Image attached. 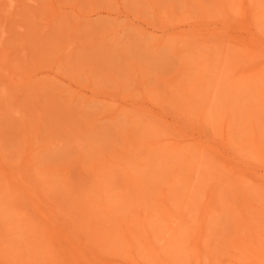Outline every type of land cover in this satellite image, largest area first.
I'll use <instances>...</instances> for the list:
<instances>
[{
  "label": "rangeland",
  "instance_id": "obj_1",
  "mask_svg": "<svg viewBox=\"0 0 264 264\" xmlns=\"http://www.w3.org/2000/svg\"><path fill=\"white\" fill-rule=\"evenodd\" d=\"M14 3L0 264H264V0Z\"/></svg>",
  "mask_w": 264,
  "mask_h": 264
},
{
  "label": "bare ground",
  "instance_id": "obj_2",
  "mask_svg": "<svg viewBox=\"0 0 264 264\" xmlns=\"http://www.w3.org/2000/svg\"><path fill=\"white\" fill-rule=\"evenodd\" d=\"M9 9H14L15 8V3H14V0H10V5H9V7H8ZM11 12L12 11H9L8 13H9V15H8V13H7V15L8 16H10L11 15ZM243 26V25H242ZM1 30H3V29H1ZM0 30V31H1ZM5 34V32L4 31H1L0 32V36H1V38L3 37V35ZM247 39V38H246ZM246 39H243V40H246ZM3 58L0 60V78H5V79H9L11 76H14L15 77V75L12 73V72H10L9 71V69H8V67L6 66L7 64V57L4 55V56H2ZM218 74V73H217ZM261 74H262V72H261ZM218 76V75H217ZM220 77V81H222L221 79L224 77V79H225V81L224 82H228V83H230V85L232 84V82L233 81H235L236 79H235V76L234 75H225L224 73H221L220 75H219ZM17 77V76H16ZM19 77V76H18ZM20 78V77H19ZM227 80V81H226ZM227 83V84H228ZM219 85V84H218ZM225 85H226V83H225ZM226 87V86H225ZM228 87V86H227ZM214 89V88H213ZM214 93V92H213ZM213 99H214V97H213ZM213 102H214V100H213ZM212 105V104H211ZM223 109V108H222ZM225 110V109H224ZM223 110V111H224ZM221 111V110H220ZM222 111V112H223ZM221 115V114H220ZM222 116V115H221ZM225 122V121H224ZM224 124V123H223ZM223 124H221V126L223 125ZM200 144H202V142L200 143ZM204 144V143H203ZM262 144V143H261ZM249 145V144H248ZM245 146V145H244ZM255 146V145H254ZM222 147V146H221ZM243 148V147H242ZM154 159V158H153ZM125 162V161H124ZM157 162V161H156ZM202 165H204V162H203V164ZM207 165V164H206ZM157 166V165H156ZM161 166V165H160ZM158 167V166H157ZM208 167V166H207ZM103 171V170H102ZM194 171V170H193ZM123 172V171H122ZM104 176V175H103ZM102 177V176H101ZM105 182V181H104ZM100 183V182H99ZM136 183V182H135ZM99 189L101 188V186H99L98 187ZM108 188H110V187H108ZM181 189V188H180ZM183 189V188H182ZM181 189V190H182ZM100 191H101V189H100ZM104 191H105V189H104ZM193 191V190H192ZM181 192V191H180ZM111 193V192H110ZM129 194V193H128ZM140 197H141V195H139ZM138 196V197H139ZM209 200H207V202H205V204H204V207H203V211H202V218H204V219H206V216H207V214H209L208 213V210H210V209H214V207H216L217 206V200H216V198H215V195H214V193L213 194H210L209 195ZM146 198V197H145ZM170 198V197H169ZM168 198V199H169ZM127 199H128V197H127ZM126 199V202L127 201H129V200H127ZM143 201V200H142ZM181 201V200H180ZM135 202V201H134ZM182 202V201H181ZM197 202V201H196ZM129 203V202H128ZM180 203V202H179ZM125 204V203H124ZM178 204V203H177ZM16 205V204H15ZM5 207H7V205L5 206ZM171 208H172V206H170ZM170 207H167V212L166 213H169L170 214V212H172V209L170 208ZM190 207L191 208H189L190 209V211L192 210V212L193 211H196L197 209H199L200 208V206L198 205V207L196 206V203H193V205H191L190 204ZM81 208V207H80ZM196 208V209H195ZM217 208H218V206H217ZM179 209H181V208H179ZM201 210H202V208H200ZM199 209V210H200ZM116 212V211H115ZM187 212H188V208H187ZM189 213V212H188ZM159 214V213H158ZM168 214V215H169ZM178 215H179V220H180V223L181 224H186L187 223V220H186V217H185V215L182 213V212H180V213H178ZM238 215V214H237ZM204 222V221H203ZM8 223V222H7ZM83 223V222H82ZM101 227H102V225H101ZM107 228V227H106ZM183 229V228H182ZM184 230V229H183ZM173 231V230H172ZM131 233V232H130ZM134 232H132V234H133ZM174 233V232H173ZM42 234V233H41ZM128 234V233H127ZM126 238H125V246H126V244L127 245H130V243H131V238L129 239L126 235H124ZM135 236H136V238L138 237L137 235H136V232H135ZM172 236H174L173 234H172ZM132 237H134L133 235H132ZM135 237H134V239H136ZM99 239V238H98ZM262 239V238H261ZM139 240V239H138ZM137 239L135 240V242L136 241H138ZM133 241V240H132ZM13 243H15V242H13ZM115 243H117V242H115V241H112V243H110L111 244V248L113 247V246H115L116 244ZM119 243V242H118ZM145 244H143L144 245V247H149V246H151L152 244H151V240L150 239H147V241L146 242H144ZM180 244V243H179ZM142 245V246H143ZM181 245V244H180ZM244 246V245H243ZM116 247H117V245H116ZM122 247V246H121ZM166 248H167V246H165ZM164 247V248H165ZM33 248V247H32ZM36 248V247H35ZM178 248V247H177ZM242 248V247H241ZM145 249V248H144ZM263 250V249H262ZM166 251H168L167 249L165 250V252ZM8 253V252H7ZM17 253V252H16ZM19 254V253H18ZM112 254V253H111ZM146 255H149V253H147ZM181 255H183V254H181ZM7 256V255H6ZM5 256V257H6ZM23 257V256H22ZM255 257V256H254ZM53 259H54V257H53ZM6 260H7V257H6ZM10 261H12V259L10 260ZM166 261V260H165ZM164 261V262H165ZM7 262H9V258H8V261ZM16 262V261H15ZM24 263V262H23ZM34 263V262H33ZM166 263H168V262H166ZM16 264V263H15ZM19 264V263H18ZM48 264V263H47Z\"/></svg>",
  "mask_w": 264,
  "mask_h": 264
}]
</instances>
